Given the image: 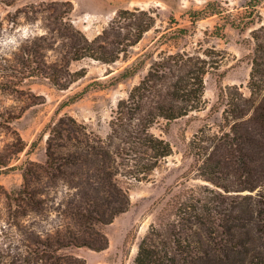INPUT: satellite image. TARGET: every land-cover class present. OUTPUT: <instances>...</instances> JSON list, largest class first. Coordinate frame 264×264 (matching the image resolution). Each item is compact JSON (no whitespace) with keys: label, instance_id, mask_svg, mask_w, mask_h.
<instances>
[{"label":"rangeland","instance_id":"obj_1","mask_svg":"<svg viewBox=\"0 0 264 264\" xmlns=\"http://www.w3.org/2000/svg\"><path fill=\"white\" fill-rule=\"evenodd\" d=\"M213 1L0 0V264H66V258L77 264H135L140 240L170 195L181 184H208L194 180L196 163L192 153L201 151L193 149L201 145L207 152L212 150L213 146L202 141L217 134L222 123L219 88L237 87L247 96L252 53L258 43H264V0H260L257 14L248 19L241 6L250 0H229L221 5L230 17L213 15L193 24L188 14ZM65 10L70 11L65 20L88 40L101 36L103 31L108 32V43L131 36L139 20L147 21L144 16L132 15L138 11L151 17L153 24L137 44L111 64L91 59L70 63V72L83 69L85 75L66 90L44 81L25 80L21 59L25 50L41 44L40 37L48 38V45L54 43L53 50L45 52L46 62L59 58L60 40L55 37L64 30L59 28L56 15ZM122 11L128 12L123 15L124 21L118 20L123 28L110 30ZM241 18L243 22H239ZM233 20L239 26H231ZM245 23L250 24L245 27ZM27 24H38L44 34L21 39L17 29ZM174 29H184L187 35L177 38ZM165 33L167 36L156 44ZM182 52L203 61L201 65L206 69L200 108L168 123L159 121L150 129L169 144L171 155L160 160L145 180L115 177L117 187L128 199L126 212L116 215L109 224L91 222L92 226L78 227L74 211L93 202L99 205L97 210H102L104 200L94 193L93 173L86 166L69 165L58 171L47 167L49 126L67 116L87 139L107 142L110 125L117 119L118 103L146 76L154 61ZM138 61H144V65L133 78L115 83L125 68ZM92 83L97 84L74 103L63 105ZM64 137L54 139L55 145L62 146L55 150L59 156L80 149L77 141H66ZM34 141L37 145L29 150ZM117 143L113 139V144ZM20 147L24 150L16 153ZM115 167H119V173L126 170L122 165ZM56 227L62 233L86 239V233L99 232L105 237V249L97 252L71 247L54 256L47 250L42 252L40 243ZM249 232L250 238L257 240L252 230ZM202 264L234 263L212 257Z\"/></svg>","mask_w":264,"mask_h":264},{"label":"trees","instance_id":"obj_2","mask_svg":"<svg viewBox=\"0 0 264 264\" xmlns=\"http://www.w3.org/2000/svg\"><path fill=\"white\" fill-rule=\"evenodd\" d=\"M223 1L229 0H215L199 11L190 12L191 22L194 24L213 15L230 17L221 5ZM259 5L260 0L242 5L244 18L256 15ZM68 13L70 11L65 10L56 15L59 28L64 30L55 37L60 40L59 58L52 63L46 62L45 52L53 50L54 43L48 45V38L40 37L41 44L36 49L31 46L25 50L21 59L25 80L44 81L66 90L85 75L83 69L70 72V63L91 59L111 64L127 48L137 44L153 24L145 12L132 13L146 17L147 21L139 20L131 36L108 43L107 31L88 40L65 20ZM127 13L122 11L110 30L123 28L118 20L124 21L123 15ZM239 24L233 20L231 26ZM247 24L250 23L244 26ZM173 34L182 38L187 31L174 29ZM166 36V33L160 35L156 44ZM252 56L248 95L237 87H220L222 123L217 134L202 141L213 148L209 152L201 145L193 149L201 151L192 153L196 163L194 180L208 184H181L179 190L170 195L155 217V223L140 240L135 264H202L212 257L234 264H264V43L257 44ZM202 63L183 52L154 61L146 76L118 103L117 119L110 125L107 142L87 139L77 123L67 116L49 126L45 150L47 167L58 171L69 165L86 166L93 173L94 193L104 200L100 205L102 210H97L99 205L93 202L91 206L74 211L78 227L92 226L93 222L109 224L116 215L126 212L128 199L125 191L117 187L115 177L121 175L128 180L143 181L160 160L171 155L169 144L155 137L150 129L159 121L168 123L200 108L206 72ZM143 65L144 61H138L125 68L115 83L133 78ZM96 84L86 86L63 105L74 103ZM62 137L66 141H77L79 152L59 156L55 150L62 146L55 145L54 139ZM113 139L118 143L113 144ZM36 145L37 141L32 142L29 150ZM17 150L16 153H20L24 147ZM121 165L126 170L119 173V167L115 166ZM250 230L257 237L256 242L250 238ZM86 235L87 239L62 233L60 227H56L54 233L47 234L45 241L40 243L42 252L47 250L54 256L71 247H86L97 252L105 249L106 240L102 234L92 231ZM55 261H59L58 258ZM65 261L77 264L71 258Z\"/></svg>","mask_w":264,"mask_h":264},{"label":"clouds","instance_id":"obj_3","mask_svg":"<svg viewBox=\"0 0 264 264\" xmlns=\"http://www.w3.org/2000/svg\"><path fill=\"white\" fill-rule=\"evenodd\" d=\"M33 28H36V31H32ZM17 33L19 34L20 38H26L28 36H35V35H43V30L39 29V25H24L22 28L17 29Z\"/></svg>","mask_w":264,"mask_h":264}]
</instances>
